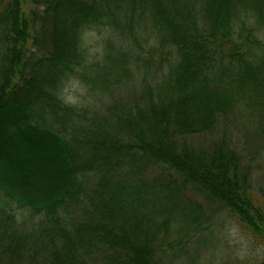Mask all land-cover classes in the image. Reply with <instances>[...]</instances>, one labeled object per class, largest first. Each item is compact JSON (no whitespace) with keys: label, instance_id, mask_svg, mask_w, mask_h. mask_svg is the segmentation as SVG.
Returning a JSON list of instances; mask_svg holds the SVG:
<instances>
[{"label":"trees","instance_id":"obj_1","mask_svg":"<svg viewBox=\"0 0 264 264\" xmlns=\"http://www.w3.org/2000/svg\"><path fill=\"white\" fill-rule=\"evenodd\" d=\"M263 161L264 0H0V264H175L224 217L264 248Z\"/></svg>","mask_w":264,"mask_h":264},{"label":"rangeland","instance_id":"obj_2","mask_svg":"<svg viewBox=\"0 0 264 264\" xmlns=\"http://www.w3.org/2000/svg\"><path fill=\"white\" fill-rule=\"evenodd\" d=\"M105 35L104 32L99 33L98 31L84 35L83 44L91 56H95L99 52V43L105 38ZM125 95V92L120 94L121 97ZM62 99L66 104L72 106L87 107L90 105L89 107H91L92 105L99 107L100 105L89 96L87 89L77 81L66 84ZM263 162L261 164H264ZM260 180L261 178L258 177L254 183H258ZM262 188L264 189V186ZM213 226L211 236L204 239L207 242L200 244L198 243L200 239L189 242L191 245L187 252L186 249L183 250L184 254L178 255L175 264H225L228 258H230L229 261L236 258L244 261L253 255L255 257L264 256V248L255 246L249 236L245 235L230 218L224 217ZM165 264H170L169 259L166 260Z\"/></svg>","mask_w":264,"mask_h":264}]
</instances>
